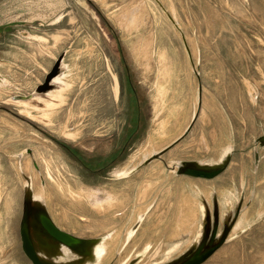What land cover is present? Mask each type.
Returning a JSON list of instances; mask_svg holds the SVG:
<instances>
[{
    "label": "rangeland",
    "instance_id": "374dc122",
    "mask_svg": "<svg viewBox=\"0 0 264 264\" xmlns=\"http://www.w3.org/2000/svg\"><path fill=\"white\" fill-rule=\"evenodd\" d=\"M48 80L41 106L13 97ZM261 136L264 0H0V264H32L27 187L98 238L84 264L171 262L214 212L234 225L201 264H264ZM222 158L210 179L178 172Z\"/></svg>",
    "mask_w": 264,
    "mask_h": 264
},
{
    "label": "water",
    "instance_id": "95a60500",
    "mask_svg": "<svg viewBox=\"0 0 264 264\" xmlns=\"http://www.w3.org/2000/svg\"><path fill=\"white\" fill-rule=\"evenodd\" d=\"M187 131L188 129L185 130V133ZM258 141L260 144H264V136H261ZM170 145L165 146L159 152H163ZM157 153L153 155H157ZM224 158L215 163L184 161L178 164V172L210 179L226 168L228 159ZM19 233L22 251L32 264H84L83 260L88 257L91 246L98 239L75 236L60 229L50 217L44 203L33 199L29 187L26 188L24 196ZM228 236L229 228L217 233V226L214 225L212 231L210 233L206 231L199 242L188 249L185 254L163 264H201L227 240ZM208 237L210 240H207ZM64 249L74 256L68 255L67 257L70 259L67 260L58 259L60 251ZM41 253H45V255H41ZM61 256L65 255L61 254Z\"/></svg>",
    "mask_w": 264,
    "mask_h": 264
},
{
    "label": "bare ground",
    "instance_id": "6f19581e",
    "mask_svg": "<svg viewBox=\"0 0 264 264\" xmlns=\"http://www.w3.org/2000/svg\"><path fill=\"white\" fill-rule=\"evenodd\" d=\"M47 73V72H46ZM60 73V71L58 70V69H55V71H53L52 72V76L51 77H55V76H57L58 74ZM50 74V73H49ZM52 78V79H53ZM53 88H55V85L52 83V81H45V82H43L42 83V85H39L38 87H36V89H34L35 90V93H36V95L34 94H27V95H13V97L14 98H16V99H22V100H24L25 102H27V101H30V102H33L34 104H36V105H39V101H37V100H34V98H38V96L41 94H44V93H46V92H48L49 90H51V89H53ZM40 95V96H41ZM152 152V151H151ZM155 156V155H154ZM151 157V156H150ZM34 197H36V198H38L41 202H43V198H44V194H42V192H40L39 194L38 193H35L34 194ZM227 198V197H226ZM229 198V197H228ZM227 204H229L230 203V199H228L227 200ZM244 218V217H243ZM242 218V220L244 221V219ZM243 221H241V219H240V221H238V223L239 224H241V222H243ZM239 224H237V227H238V225ZM244 224V223H243ZM241 227V226H240ZM103 246V245H102ZM101 246V247H102ZM65 253H67V255L69 254V255H71V253H69L68 252V250H66V249H64L63 250ZM95 254H96V252H95ZM41 255H42V253H41ZM95 261V260H94ZM97 263V262H96ZM93 264V263H92Z\"/></svg>",
    "mask_w": 264,
    "mask_h": 264
},
{
    "label": "flooded vegetation",
    "instance_id": "af4514ba",
    "mask_svg": "<svg viewBox=\"0 0 264 264\" xmlns=\"http://www.w3.org/2000/svg\"><path fill=\"white\" fill-rule=\"evenodd\" d=\"M54 83H55L56 86L59 85L58 82H54ZM52 97H53L52 95H49V94H48L45 98H49V99H50V102H51V101H54L53 99H56V98H57V96H54V98L51 99ZM57 102H59V101H57ZM51 103H52V102H51ZM39 106H41V103L39 104ZM259 138H260V137H259ZM258 140H259V139H258ZM258 142H259V141H258ZM259 143H260V142H259ZM215 205H216V204H215ZM215 205H214V206H215ZM215 207H216V206H215ZM215 207H214V209H215ZM213 217H214V218H213V226H214V225L218 226V223L220 222V219H219V215L217 214V212H216V213L214 212V216H213ZM206 220H207V222H209L208 214H207V216H206ZM233 225H234V224L229 223V224H227V225H224V226H223V229H225V228H229V232H230V230H231V228L233 227ZM213 226H212V228H213ZM223 229H222V230H223ZM222 230H221V231H222ZM221 231H220V232H221ZM217 233H218V232H217ZM207 240H210L209 237H208Z\"/></svg>",
    "mask_w": 264,
    "mask_h": 264
}]
</instances>
